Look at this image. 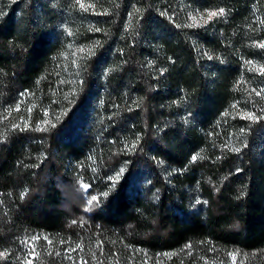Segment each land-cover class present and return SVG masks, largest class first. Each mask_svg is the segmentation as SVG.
Returning <instances> with one entry per match:
<instances>
[{
  "label": "trees",
  "instance_id": "16d2710c",
  "mask_svg": "<svg viewBox=\"0 0 264 264\" xmlns=\"http://www.w3.org/2000/svg\"><path fill=\"white\" fill-rule=\"evenodd\" d=\"M81 2L0 0V264H264V0Z\"/></svg>",
  "mask_w": 264,
  "mask_h": 264
},
{
  "label": "snow or ice",
  "instance_id": "6c2138e0",
  "mask_svg": "<svg viewBox=\"0 0 264 264\" xmlns=\"http://www.w3.org/2000/svg\"><path fill=\"white\" fill-rule=\"evenodd\" d=\"M77 3L80 5V7L84 10H87V7H91V5H88L87 7L85 6L84 3L81 2V0H77ZM224 14V10L223 9H220L219 12H216V11H212V12H209L208 13V19L211 20L213 17H217V16H222ZM195 19V18H193ZM97 31H99V29H97ZM258 47L264 49V43H261L258 45ZM80 51H84L83 49H80ZM262 72H264V69H261ZM260 93H257V95H259ZM247 119H251V120H256L257 117L254 115V114H247L246 116ZM193 160H196L197 157L196 156H193L192 157ZM123 173V169H121V174ZM83 187L85 189H87L88 185H83ZM104 195L106 196L107 193H104ZM97 201V197L96 196H92L91 199L88 201L89 205L93 204V202H96ZM49 243H51V241H49ZM5 254L4 253H0V257H3ZM233 259H235V257H233ZM28 264H32V261L29 260L28 261Z\"/></svg>",
  "mask_w": 264,
  "mask_h": 264
},
{
  "label": "rangeland",
  "instance_id": "374dc122",
  "mask_svg": "<svg viewBox=\"0 0 264 264\" xmlns=\"http://www.w3.org/2000/svg\"><path fill=\"white\" fill-rule=\"evenodd\" d=\"M199 16H202V15H199ZM119 173H121V171H118L116 174H115V176L114 177H116V176H119L120 174ZM205 264H220V263H215V262H209V263H205ZM222 264V263H221ZM227 264H234V261H233V259H231L230 260V262H228Z\"/></svg>",
  "mask_w": 264,
  "mask_h": 264
}]
</instances>
